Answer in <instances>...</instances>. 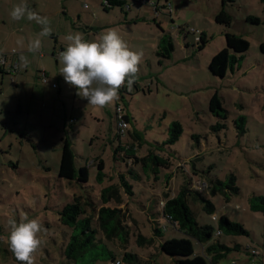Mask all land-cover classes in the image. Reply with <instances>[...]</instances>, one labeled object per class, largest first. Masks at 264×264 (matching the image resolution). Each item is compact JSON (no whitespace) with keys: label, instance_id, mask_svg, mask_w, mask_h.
I'll return each mask as SVG.
<instances>
[{"label":"rangeland","instance_id":"374dc122","mask_svg":"<svg viewBox=\"0 0 264 264\" xmlns=\"http://www.w3.org/2000/svg\"><path fill=\"white\" fill-rule=\"evenodd\" d=\"M127 1L134 7L131 11L125 5L105 9L103 0H26L29 9L48 18L52 34L42 38L39 51L26 52L29 64L19 65L24 80H17L18 91L10 76L0 73V264H21L9 250L8 221L14 217L19 222L22 214L39 217L46 229L40 233L42 244L33 254V264H67L60 248L69 230L59 222L56 210L80 196L93 202L85 207L87 214L95 215L100 189L118 182L119 173L127 170L112 153L118 115L126 114L131 117L126 129L142 133L138 155L158 145L155 141L162 142L172 121L180 122L182 132L171 149L161 152L170 158L168 169L142 175L135 183L126 173L133 182V194L127 196L121 190L120 203L106 204L119 208L130 232L127 241L116 237L110 240L115 257L121 258L125 250L136 253L146 264H175L160 252L162 239L156 237L154 228L166 225L163 239L186 237L167 221L160 219L158 223L157 210L163 192H172L187 181L192 189L188 201L197 222L216 228L215 216L227 215L247 230V234L213 236L220 242L232 245L238 241L243 246L228 252L220 264H230L232 259L237 264H249L245 247L260 252L255 259L264 264V213L252 207L259 204L257 196H264V53L259 49L264 41V0H226L223 6L231 15L228 26L211 17L222 7L220 0H172V16L168 8L166 15L158 17L151 0ZM19 3L21 0H0V52L10 50L7 43L15 37L26 38L25 43L41 31V25L27 16L18 21L11 18L13 6ZM137 9L144 16H135ZM249 16L259 17L260 22ZM112 28L131 48L142 51L143 59L132 88L126 86L118 100L101 108L88 104L74 86L65 82L59 73V54L67 47L65 37L70 33L79 32L86 40H94ZM226 32L240 34L249 46L233 71L229 68L225 76L219 77L210 72L209 62L226 46ZM200 34L206 40L202 47ZM163 40L171 43L170 51L161 49ZM17 45L12 46L16 51L27 50V44L24 48ZM3 59L0 56V63ZM43 69L48 79L45 83L36 77ZM215 91L227 110L225 120L209 112L208 101ZM18 102L21 110L16 106ZM240 115L244 117L243 131L236 120ZM216 123L225 125L215 129ZM65 138L72 143L75 167H88L85 183L58 176ZM121 141L131 139L125 134ZM100 159L106 177L98 183L95 174ZM231 174L238 190L218 185L212 191L216 180L227 181ZM193 190L212 202L214 216L203 210V202ZM139 233L152 236L153 243L137 245ZM193 248L200 252L201 245L194 241Z\"/></svg>","mask_w":264,"mask_h":264},{"label":"trees","instance_id":"16d2710c","mask_svg":"<svg viewBox=\"0 0 264 264\" xmlns=\"http://www.w3.org/2000/svg\"><path fill=\"white\" fill-rule=\"evenodd\" d=\"M106 1L107 5L103 4L105 9L115 5H119L122 8L127 3V0ZM221 2L222 7L215 13L214 20L216 23L228 26L231 23V15L223 6L226 0H221ZM248 19L256 23L260 22V18L257 16H249ZM198 41L201 44L200 47H202L206 40L200 34ZM225 43L226 46L217 51L209 62L210 72L219 77L225 76L229 68L233 71L235 63L243 57L241 53H244L249 46L248 41L243 36L231 32L225 33ZM161 49L170 51L172 49L171 43H166L163 40ZM259 49L264 53V41L260 43ZM163 51L157 53L163 54ZM164 56L167 57L166 54ZM0 71L7 72L2 66H0ZM124 89H127L126 85L119 89V94H122ZM208 109L210 113L220 120H225L227 117V110L222 106L217 91L210 96ZM122 119L130 123L131 117L126 114L122 116ZM236 120H238V127L243 131L244 117L240 115ZM224 125V123H216L213 126L215 129H219ZM181 132L182 126L180 122L172 121L167 127L165 139L162 142L155 141L158 145L146 148V152L143 155L137 154V148L142 144L141 132L136 129L133 131L126 129L121 133L115 132L116 136L114 142H112L113 158L120 160L127 170L119 173L118 182L107 184L100 189V205L96 210L94 207L95 215L87 214L85 207L93 202L89 198L81 200L80 196H74L71 201L56 210L59 222L69 230L67 240L60 248V254L67 264H108L115 259L120 260L121 264H146L136 253L130 251L124 250L120 254L121 258L115 257V250L111 247L110 240L116 237L122 242L127 241L130 232L128 226L122 222L119 208L106 204L111 201L120 203L122 199L121 190L127 196L132 195V184L133 182H138L142 175L158 174L162 169H168L171 165L170 158L161 152L175 143ZM125 134L130 137V142L123 143L121 141ZM71 144L69 138L63 140L58 176L67 180H76L82 184L88 180V167L86 165L80 166L78 169L75 167L74 152ZM96 166L95 180L101 183L106 177L103 160H98ZM126 173L130 174L132 183L128 180ZM165 177L167 179L169 175H165ZM234 181L235 176L233 174L229 175L227 181L216 180L213 183L212 191H215L218 185H224L227 189L230 188L234 191L238 190ZM204 187H206V184ZM191 191L192 189L188 187L186 181L176 190L172 192L167 190L162 193L158 206L159 210H157L159 211L157 212L158 223L160 219H163L186 237L163 239V229H166V225H157L154 228L155 235L157 238L162 239L158 244L159 250L162 254L170 256L175 264H217L228 252L238 249L239 244L228 245L225 242H220L216 237L212 239L213 236L218 237L222 233L228 235L247 234V230L242 223L232 221L227 215L215 216L217 220L216 228L210 224L197 222L188 201V195ZM193 191L197 194L199 200L203 202V210L207 213H212L214 216L215 211L212 202L204 198L199 193L200 191ZM256 198L259 200V204L256 203L252 207L264 213V196H257ZM93 220H95V225H93ZM215 229L217 230L215 231ZM102 234L105 238L100 236ZM153 240L152 236L146 237L140 233L137 234L135 239L137 245H151ZM194 241L201 245L200 252L194 251Z\"/></svg>","mask_w":264,"mask_h":264},{"label":"clouds","instance_id":"9594fccd","mask_svg":"<svg viewBox=\"0 0 264 264\" xmlns=\"http://www.w3.org/2000/svg\"><path fill=\"white\" fill-rule=\"evenodd\" d=\"M10 16L13 20H35L41 31L29 39L28 52H37L42 47V38L52 34L50 21L28 8L26 0L14 5ZM67 47L60 52L62 64L59 73L66 83L77 89V95L87 99L88 104L101 108L119 99V89L127 86L130 90L137 78L143 52L134 50L117 29H107L94 40H86L84 34L76 32L65 37ZM17 44L23 48V40ZM16 51V49H13ZM20 66L27 67L29 61L23 53ZM8 224L9 250L21 264H33V254L40 248V233L46 231L39 217L29 218L22 214L19 222L10 217Z\"/></svg>","mask_w":264,"mask_h":264},{"label":"crops","instance_id":"0c3cea01","mask_svg":"<svg viewBox=\"0 0 264 264\" xmlns=\"http://www.w3.org/2000/svg\"><path fill=\"white\" fill-rule=\"evenodd\" d=\"M221 1V0H220ZM143 2H145V3H147V0H143ZM127 3L129 4V2L127 1ZM168 4H170V6H171V11H172V0H151V6H152V8L154 9V11L156 10V16L158 17L160 14H163V15H166V12L168 11L167 10V8H166V6L168 5ZM154 5L156 6V8L154 7ZM131 8H134L133 6H131V3L129 4V9H127V10H129V11H131ZM215 12V11H214ZM170 13V16H172L171 14V12H169ZM216 13V12H215ZM215 13H211V17H212V15L213 16H215ZM134 14H135V16H144V13H143V15H140V14H142V12H141V9H137L136 11H134ZM145 14H147V13H145ZM132 15V14H131ZM138 17H137V19H138ZM2 25H4V23L3 24H1V26ZM18 39H22V38H14L12 41H9L7 44L9 45V46H11V49L10 50H8V51H1L0 52V56L2 57H4V61H5V63L6 64H14V63H16L17 64V69H12V72H10V73H7V72H5V71H0V73H2V74H7L8 76H10V81L12 82V83H14V85H15V87L17 88L16 90L18 91L19 90V87H18V85H19V83L17 84V80H18V82H22V80H24V77L21 75V73H20V68H19V65H20V59H19V57H20V55H21V53H23V55H26V52H27V50H23V51H13V49H14V47H12V46H14V45H17V41H18ZM26 38H23L22 40H23V48L26 46V44L28 45V41L27 42H25L24 43V40H25ZM18 46V45H17ZM60 50H63V48L62 47H60ZM43 75H45L46 76V81H43L42 80V76ZM13 76V77H12ZM12 77V78H11ZM36 77H37V80H39L41 83H45V82H47V73H46V71L43 69V70H39L37 73H36ZM54 86V83H52V87ZM2 92H3V88L2 87H0V94H2ZM17 108L19 109V110H21V103L20 102H18L17 103ZM234 243H237V244H239V247H238V249H236V250H240L241 249V247H243L238 241H236V242H234ZM228 245H230L229 243H228ZM247 247H249V245H247ZM244 252H246V259H247V262H248V260H249V255H248V251H247V248L245 247L244 249ZM232 260H235V259H232ZM231 260V261H232ZM236 261V260H235ZM262 262H263V260H260V264H262ZM217 264H220V262H218ZM231 264V263H230Z\"/></svg>","mask_w":264,"mask_h":264},{"label":"built area","instance_id":"2783aa9c","mask_svg":"<svg viewBox=\"0 0 264 264\" xmlns=\"http://www.w3.org/2000/svg\"><path fill=\"white\" fill-rule=\"evenodd\" d=\"M104 1V5H107V1L106 0H103ZM154 7L156 8V6L154 5ZM125 8L126 9H129V4L126 3L125 4ZM166 8L168 9L169 8V12L171 11V6L170 4H168L166 6ZM156 12V10H155ZM0 66H2L7 72H12V69H17V64L14 63V64H6L4 59L2 60V62L0 63ZM42 80L43 81H46V76L43 75L42 76ZM55 85V84H54ZM122 88V87H121ZM119 119H118V124H117V131L118 132H124L126 130V128L128 127V124L125 120L122 119V116H119ZM2 240V238L0 239ZM262 244L264 245V240L262 241ZM248 255H249V260H248V263L249 264H259L257 261H256V256H259L260 255V252H258L256 249H254L253 247H250L248 249ZM108 264H121V261L118 260V259H115V260H111ZM231 264H237V262L235 260H232L231 261Z\"/></svg>","mask_w":264,"mask_h":264}]
</instances>
